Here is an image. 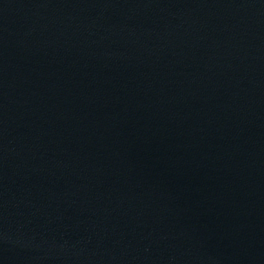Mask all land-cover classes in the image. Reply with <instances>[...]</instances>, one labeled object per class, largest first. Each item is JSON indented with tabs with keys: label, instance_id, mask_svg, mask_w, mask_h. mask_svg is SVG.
Instances as JSON below:
<instances>
[{
	"label": "water",
	"instance_id": "95a60500",
	"mask_svg": "<svg viewBox=\"0 0 264 264\" xmlns=\"http://www.w3.org/2000/svg\"><path fill=\"white\" fill-rule=\"evenodd\" d=\"M0 264H264V0H0Z\"/></svg>",
	"mask_w": 264,
	"mask_h": 264
}]
</instances>
